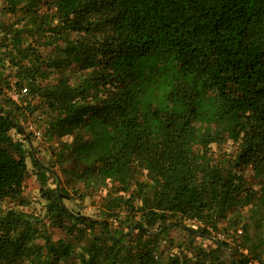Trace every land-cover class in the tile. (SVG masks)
Wrapping results in <instances>:
<instances>
[{
  "label": "trees",
  "instance_id": "trees-1",
  "mask_svg": "<svg viewBox=\"0 0 264 264\" xmlns=\"http://www.w3.org/2000/svg\"><path fill=\"white\" fill-rule=\"evenodd\" d=\"M0 13V264H264V0H0ZM11 86L29 99L3 98ZM37 110L49 165L17 128ZM228 141L234 157L215 160ZM27 160L37 212L22 209ZM54 167L81 198L77 184L92 188L97 215L60 205ZM173 229L188 240L167 253Z\"/></svg>",
  "mask_w": 264,
  "mask_h": 264
},
{
  "label": "rangeland",
  "instance_id": "rangeland-1",
  "mask_svg": "<svg viewBox=\"0 0 264 264\" xmlns=\"http://www.w3.org/2000/svg\"><path fill=\"white\" fill-rule=\"evenodd\" d=\"M2 18V20H8L9 17L4 15V13H0V19ZM3 98L6 99L4 93H3ZM39 119H38V117ZM28 117V118H27ZM27 118V119H26ZM45 119H46V113L42 112L41 110H37L35 112H33L32 114L28 113L27 115H18L17 116V123L19 126H22L24 124H26V122H31L34 123L35 126L37 125L39 128H41V134L42 137L37 138L34 135H32V133L29 131H25V134H29L31 137L30 138V144L32 146V148H34V154L40 159L42 160L43 163H45L46 165H49V162H55V158L53 150L54 148H51L49 146V142H47L46 140H44L43 138V129L45 128ZM13 136H15V138L17 139L16 134L13 132L12 133ZM24 146L26 147V143H24ZM55 147V145H54ZM56 148V147H55ZM212 151L214 153V158L215 160L218 159H222V158H231L234 157V154L236 152V144L232 143L231 141H228L227 143L223 144L221 147H217L215 144L211 145ZM27 165H28V173H27V177L25 179V182L23 184V193H24V197L26 198L27 202H28V207H24L22 208L24 211H36L39 210L41 208V206L44 205V200H42V193H41V185H40V180L43 178L38 176L37 170L32 167L29 163V161L27 160ZM54 172H56L58 174L59 177V187H61V189L66 190L69 199L64 201L63 204L66 206V208H68L73 214L78 215V216H84V217H93L94 215H97L98 212V202L100 201L99 199H97V197H95V194H91L92 192V188L91 187H87L85 184L83 186H81L80 184H77L76 186L78 188H82L84 187V189L82 191H85L87 193L84 194V198H81L79 196V194H75L73 191V183L72 181H70L69 183H66V175L63 174V172L61 170H59L57 167H54ZM48 179L46 182L45 187L43 188H54L55 185L53 184V180L52 178L49 177V174L47 173L45 175ZM137 178L139 180H142L144 178V173H139L137 175ZM42 188V190H43ZM97 193V192H96ZM7 204H0V209H4L5 206ZM239 215L240 213H242L241 215L243 216V214H245V209L240 210L238 209L236 211ZM116 226L117 223L115 224ZM186 226H189V223H186ZM193 227V226H192ZM113 229V227H112ZM131 231H133L132 229L127 231L128 233H130ZM53 236L54 238H58V237H63L62 232L59 230L54 229L53 231ZM117 234H124L125 230L122 226H119L116 230ZM186 231H181V230H177V229H173L170 230L168 235H167V239L166 241L170 242L169 245L168 244H162V248H164V250H166L167 253L170 252H177L178 250V246L180 247L181 245L185 246V243L188 240V235L186 234ZM113 235H114V231H113ZM223 238V236H222ZM194 244L195 245H202L203 247H206L209 245V242L206 240H200L199 238H195L194 240ZM173 250V251H171ZM228 253L231 254L232 251L231 249L228 250ZM230 257H232V255H230ZM67 264H79L77 259H70L67 260L66 262Z\"/></svg>",
  "mask_w": 264,
  "mask_h": 264
},
{
  "label": "built area",
  "instance_id": "built-area-1",
  "mask_svg": "<svg viewBox=\"0 0 264 264\" xmlns=\"http://www.w3.org/2000/svg\"><path fill=\"white\" fill-rule=\"evenodd\" d=\"M4 95L7 99L12 100L20 104L22 101L29 99V94L26 86L21 88H16L15 86H11L10 88L4 91ZM27 130L32 133L37 138L42 137L41 129L36 127L33 123H27Z\"/></svg>",
  "mask_w": 264,
  "mask_h": 264
},
{
  "label": "water",
  "instance_id": "water-1",
  "mask_svg": "<svg viewBox=\"0 0 264 264\" xmlns=\"http://www.w3.org/2000/svg\"><path fill=\"white\" fill-rule=\"evenodd\" d=\"M6 114H8V113H6ZM17 128L19 129V130H21L23 133H24V130L22 129V127L21 126H17ZM57 191H58V187H57ZM58 198H59V201H60V205L63 207V208H66V206L63 204V202L61 201V196L60 195H58ZM139 227V225L138 224H136V225H134L133 227H132V230H134V229H136V228H138ZM110 233H111V236H114L113 235V229L112 228H110Z\"/></svg>",
  "mask_w": 264,
  "mask_h": 264
}]
</instances>
